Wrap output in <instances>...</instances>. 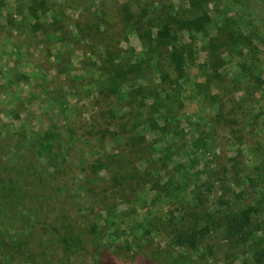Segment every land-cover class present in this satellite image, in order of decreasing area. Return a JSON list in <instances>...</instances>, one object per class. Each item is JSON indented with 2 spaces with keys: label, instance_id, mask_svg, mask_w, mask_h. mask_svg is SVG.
Wrapping results in <instances>:
<instances>
[{
  "label": "rangeland",
  "instance_id": "374dc122",
  "mask_svg": "<svg viewBox=\"0 0 264 264\" xmlns=\"http://www.w3.org/2000/svg\"><path fill=\"white\" fill-rule=\"evenodd\" d=\"M230 2L0 0V264H94L62 221L122 262L193 233L205 264H264V214L241 240L224 218L264 149V0Z\"/></svg>",
  "mask_w": 264,
  "mask_h": 264
},
{
  "label": "trees",
  "instance_id": "16d2710c",
  "mask_svg": "<svg viewBox=\"0 0 264 264\" xmlns=\"http://www.w3.org/2000/svg\"><path fill=\"white\" fill-rule=\"evenodd\" d=\"M230 6L236 5L240 8L239 13L247 18L253 19V14L248 9L245 0L237 3L232 0ZM57 136L51 129H45L39 135L34 136L22 150L17 153L13 163L14 174L20 182L25 173L39 175L49 169V160L56 153ZM256 163L252 167V175L246 176L245 189H241L234 201V206L225 215V225L229 236H235L237 240L245 237L248 227L253 219L264 214V149L259 142L251 146ZM54 173V170L49 171ZM8 190L12 187L7 185ZM26 189V188H25ZM23 189V192L25 191ZM66 224L63 234L59 237L61 250L64 253L86 252L94 264H205L195 247V236L193 233L175 236V244L163 247L159 251L138 255L129 262H122L115 258L112 251L103 242L98 224L91 221L86 225L85 237L80 231L73 229L69 223ZM69 224V225H68ZM185 242L186 247L178 244ZM194 251V252H193Z\"/></svg>",
  "mask_w": 264,
  "mask_h": 264
}]
</instances>
